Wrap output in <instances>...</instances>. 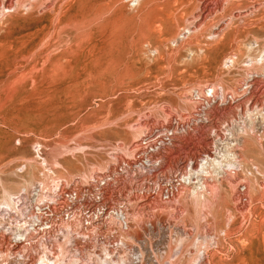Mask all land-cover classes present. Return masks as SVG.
Wrapping results in <instances>:
<instances>
[{"label": "rangeland", "instance_id": "obj_1", "mask_svg": "<svg viewBox=\"0 0 264 264\" xmlns=\"http://www.w3.org/2000/svg\"><path fill=\"white\" fill-rule=\"evenodd\" d=\"M219 2L57 0L41 22L29 7L0 14V233L24 240L36 215L56 213L0 264H264V13L231 20L264 0L192 29ZM255 99L262 109L249 110ZM158 139L153 164L143 146ZM203 149L221 164L202 167V154L195 166ZM95 200L113 207L108 227L79 243L81 223L103 218L89 216Z\"/></svg>", "mask_w": 264, "mask_h": 264}, {"label": "bare ground", "instance_id": "obj_2", "mask_svg": "<svg viewBox=\"0 0 264 264\" xmlns=\"http://www.w3.org/2000/svg\"><path fill=\"white\" fill-rule=\"evenodd\" d=\"M239 1H241V0H220V2L216 5L215 3V7H214V9L212 10V9H206L205 10V12H206V16L205 17H203V14H201V15H198L199 17L198 18H196V20H194V22L192 23L193 24V26H191L192 27V29H197L198 28V26L201 24V22L203 21V20H205V19H208V18H211V16L214 14V13H220L223 9H224V7L226 6V4L228 5H230V4H234L235 2H239ZM244 0H242V2H243ZM255 1V0H254ZM56 2H57V0H0V14H7L9 11H13V13L11 14V15H9V17H12V16H19L20 15V13H21V11H23L24 9H26V8H28L29 7V9H30V16L34 19V20H36L37 22H41V21H43V20H45L48 16H50L51 14H53L56 10H57V5H56ZM217 3V2H216ZM263 3V2H262ZM258 4H259V2H258ZM264 4V3H263ZM263 4H261V5H258V6H253L251 9H248L247 8V10L246 11H239V10H237L238 12H236V14H233L232 16H231V20H233V21H236V22H242V21H247V19L249 18V16L251 17V16H253V15H257V13H255V12H263L264 13V6H263ZM255 5V4H254ZM244 8V7H243ZM233 9V8H232ZM60 10V9H59ZM11 11V12H12ZM203 11V10H202ZM204 12V11H203ZM262 13V14H263ZM260 14V13H259ZM205 15V14H204ZM59 16V15H58ZM194 19V18H193ZM230 20V21H231ZM251 20V19H250ZM258 21H261L260 19L258 20ZM232 22V21H231ZM221 23V22H220ZM239 23V24H240ZM246 23V22H245ZM244 23V24H245ZM224 25V24H223ZM218 26V25H217ZM227 26V25H226ZM191 27H190V29H191ZM200 27V26H199ZM221 27H223L222 26V24H220L219 25V27H218V29H216V30H220L221 29ZM224 28V27H223ZM186 29V28H185ZM190 29H188V30H185L184 32H183V35L185 36L186 34H188V33H190ZM222 30V29H221ZM223 31V30H222ZM224 31H225V29H224ZM227 31V30H226ZM192 32V31H191ZM221 32V31H220ZM217 33V32H216ZM222 33V32H221ZM50 34V33H49ZM48 34V35H49ZM54 35V34H53ZM234 37V36H233ZM25 42H27L28 43V41H25ZM32 42H34V41H32ZM30 43H31V41H30ZM44 44V43H43ZM34 45V44H33ZM41 50H42V48H41ZM153 54V53H152ZM6 56V55H5ZM254 81V80H253ZM256 81V80H255ZM258 81V80H257ZM250 84H251V82H250ZM253 84V83H252ZM254 84H255V82H254ZM247 86V85H246ZM214 93V92H213ZM217 94V93H216ZM232 94V93H231ZM213 95V94H212ZM211 95V96H212ZM225 95H227V94H225ZM235 95V94H234ZM233 96V95H232ZM217 97V96H216ZM224 97V96H223ZM222 97V98H223ZM231 97V96H230ZM202 98H204V97H202ZM212 98V97H211ZM214 98H215V96H214ZM233 98V97H232ZM207 100V99H206ZM247 100V99H246ZM245 100V101H246ZM211 101V100H210ZM214 101V100H213ZM249 101V100H248ZM222 102V101H221ZM232 102V101H231ZM237 102V101H236ZM241 102V101H240ZM249 103V102H248ZM247 104V103H246ZM245 104V105H246ZM204 105V104H203ZM263 105V104H262ZM237 106V105H236ZM242 107V106H241ZM247 107V106H246ZM254 107L256 108V107H259V108H256V110L257 109H262V108H260V100L259 99H255V101H254V103H253V107L252 106H248V109L249 110H252V109H254ZM234 108V107H233ZM232 107H229V108H225L224 109V112H226V114L227 115H231V117L232 116H235V110L236 109H233ZM238 108V107H237ZM243 108V107H242ZM205 112V111H204ZM210 112V111H209ZM165 114V113H164ZM207 114H208V112H207ZM214 114V113H213ZM226 115V116H227ZM168 117H169V115H168ZM174 117V116H173ZM228 117V116H227ZM207 117L205 116V119H206ZM207 121V120H206ZM211 121V120H210ZM145 122V121H144ZM146 123V122H145ZM196 125V127L197 126H199V128H203L204 126L202 125H198V124H195ZM211 125V124H210ZM227 125V124H226ZM146 126V125H145ZM149 126V125H148ZM193 126H194V124H193ZM212 126V125H211ZM171 127V126H170ZM216 127V126H215ZM140 128V127H139ZM157 129V128H156ZM170 129V128H169ZM172 130V129H171ZM208 130V129H207ZM168 132V131H167ZM172 132V131H171ZM210 134V133H209ZM209 134H207V135H209ZM162 135V134H161ZM160 135V136H161ZM207 135L205 136V142L207 143V147L206 148H209V147H211V142H210V139H209V137H207ZM166 136H169V135H166ZM170 137V141L173 139V137H174V132H172L171 133V135L169 136ZM168 137V138H169ZM218 137H220V136H218ZM158 138V137H157ZM159 138H161V137H159ZM167 138V139H168ZM154 140V139H153ZM138 141V140H137ZM144 141V140H143ZM152 141V140H151ZM151 141H147V143H145V145L143 146V148H146V149H144L145 151H143V153L147 156V158L149 159V162L151 161H153L152 160V158H154V156H157V154L155 155H151L152 153L151 152H153V150L156 148V149H158V147H160V146H162L163 144H165L166 143V141H165V143H164V141L163 140H161L160 139V141H159V139H158V141L159 142H157L156 143V140L154 141V142H151ZM177 142V141H176ZM143 143V142H142ZM179 143V142H178ZM213 143V142H212ZM182 144H183V142H182ZM139 145V144H138ZM136 146H137V144H136ZM176 146V145H175ZM119 148V147H118ZM127 148V147H126ZM148 148H152V151L149 153L148 151H147V149ZM177 148V147H176ZM179 148V147H178ZM135 149H139L138 148V146L137 147H135ZM134 149V150H135ZM164 149V148H163ZM166 150H167V148H166ZM211 150V149H210ZM132 151V150H131ZM130 151V152H131ZM142 151V150H141ZM169 151V150H168ZM129 152V153H130ZM134 152V151H133ZM140 152V151H139ZM159 153V155L158 156H160V154H161V152H158ZM202 154H204L203 156L205 157V160L203 159H201V163H202V167H203V165L204 164H208L209 162L208 161H210L211 162V165L210 166H213V165H217L218 163H220L219 161H217L216 159H213L211 156H210V153H209V149H207L206 151L203 149V150H200V151H197V153H193V155H191V157H192V160L191 161H194V165L195 166H197L198 164H197V159L198 158H200L201 156H202ZM131 155V154H130ZM143 154H141V156H142ZM166 155V154H165ZM206 155V156H205ZM140 157V155H139V153L137 152V151H135L134 153H132V157L131 158H133L134 159V161L136 162L137 161V158H139ZM145 157V156H144ZM152 157V158H151ZM190 157V156H189ZM161 158V157H160ZM130 159V158H129ZM156 159V158H155ZM132 160V159H131ZM156 161V160H155ZM155 161H153V164H154V162ZM186 161V160H185ZM187 161H188V159H187ZM44 162H45V160H44ZM43 162V163H44ZM157 162V161H156ZM177 162V161H176ZM179 162V161H178ZM127 163V162H126ZM189 163H190V161H189ZM193 163V162H192ZM173 164V163H172ZM187 164V163H186ZM221 164V163H220ZM109 165V164H108ZM123 165V164H122ZM121 165V166H122ZM127 166H130L129 164H126ZM151 165V164H150ZM144 166V165H143ZM147 166V165H146ZM149 166V165H148ZM174 166V165H173ZM189 166V165H188ZM220 166V165H219ZM177 170L180 168V163H176V165L174 166ZM181 167H182V165H181ZM190 167V166H189ZM199 167V166H198ZM133 168H135V167H133ZM142 168V167H141ZM140 168V169H141ZM186 168V167H185ZM185 168H180V170L181 169H183V171H184V169ZM155 169V168H154ZM173 169V168H172ZM191 169V168H190ZM194 168H192L191 169V171L193 170ZM196 169H197V167L194 169V171H195V173H198V172H196ZM204 169V168H203ZM151 170V169H150ZM92 171H93V169H92ZM96 171V170H95ZM143 171V170H142ZM176 171V170H175ZM182 171V170H181ZM186 171V170H185ZM146 172H147V170H146ZM180 172V171H179ZM209 171H207V173H208ZM134 173V172H133ZM132 173V174H133ZM140 173V172H139ZM144 173V172H143ZM143 173L141 172L139 175H141V177H143L144 175H143ZM181 173V172H180ZM183 173V172H182ZM181 173V174H182ZM206 173V174H207ZM90 175V174H89ZM135 175V174H134ZM190 175H192V174H190ZM138 176V175H137ZM52 177V176H51ZM174 177H175V174H174ZM44 179H45V177H43ZM43 178H41V179H43ZM147 178V177H146ZM153 178V177H152ZM102 179V178H101ZM174 179V178H173ZM176 179H178V178H176ZM182 179H184V180H188V176H186V174L184 173V175H183V178ZM191 178L189 177V180H190ZM144 180V179H143ZM46 181V180H45ZM175 181V180H174ZM177 181H179V179L177 180ZM204 181V180H203ZM40 183H42L41 185H43V181H40ZM39 183V184H40ZM135 183V182H134ZM179 183H181V182H179ZM178 183V184H179ZM182 184V183H181ZM181 184H179V185H181ZM137 185V184H136ZM141 184H139V188L141 187L140 186ZM172 185V184H171ZM175 185V184H174ZM65 186V185H64ZM96 186V185H95ZM143 186V185H142ZM263 187V186H262ZM74 188V187H73ZM72 188V189H73ZM173 188V187H172ZM179 188V187H178ZM135 189H137V188H135ZM171 189V188H170ZM105 190H108V189H105ZM140 190V189H139ZM57 191V190H56ZM59 192V191H58ZM68 192V191H67ZM70 192V191H69ZM106 192H108V191H106ZM171 193V192H170ZM52 194V193H51ZM84 194V193H83ZM176 194V193H175ZM195 194V193H194ZM60 195V194H59ZM58 195V196H59ZM153 195V194H152ZM205 195V194H204ZM10 196V195H9ZM140 196V195H139ZM167 196V195H166ZM171 196V195H170ZM175 196V195H174ZM49 197V196H48ZM152 197V196H151ZM52 199V198H51ZM105 199V198H104ZM156 199V198H155ZM109 200V199H108ZM44 201H46V200H44ZM55 201V200H54ZM53 201V202H54ZM104 201V200H103ZM42 202V201H41ZM68 202V201H67ZM139 202V201H138ZM47 203V202H46ZM89 203V202H88ZM56 204V203H55ZM57 204H58V202H57ZM109 204V203H108ZM119 204V203H118ZM7 205H9V204H7ZM54 205V204H53ZM61 205V204H60ZM71 205V204H70ZM91 205V204H90ZM144 205V204H143ZM40 206V205H39ZM61 208V207H60ZM113 207H109V206H107V205H104L102 202H101V200H95L94 202H92V205H91V208L89 209V207H88V213H89V216H94V215H96L97 213L96 212H98V211H102V213H100L101 215H103V218L101 217V219H100V217L98 218V220H97V222H96V220H95V222L94 221H92L91 223H89V224H87V223H85V224H83V223H81V225H80V227H79V229L77 230V232H76V235L77 236H79L78 238L80 239V237L82 236V235H84V237H85V235H91L92 234V232L93 231H95V230H97L98 229V227H99V224H101L102 226H107L108 227V220L110 219L109 218V214L110 213H108V211H112L113 209H112ZM140 208V207H139ZM149 208V207H148ZM5 209V208H4ZM47 209V208H46ZM54 209V208H53ZM57 209V208H56ZM125 209V208H124ZM240 209H241V207H240ZM244 209V208H243ZM43 211V210H42ZM242 211V210H241ZM50 212V213H49ZM46 211V213H48L49 215H43V214H38V215H36V220L39 222V224L37 225V226H35V227H33L34 229H33V234H30L29 232V234L30 235H25V234H27L26 232L24 233V240H35L36 238H38V237H43V233H47L44 229L42 230V229H40L41 227H42V225L43 224H48V225H50V228H52V226H53V222H55L54 221V215L56 214L55 213V211L53 210V211ZM142 212V211H141ZM243 212V211H242ZM241 212V213H242ZM33 213V212H32ZM108 213V214H107ZM59 214V213H58ZM66 214H67V219H70L71 220V218L74 216V212L72 211V209L70 208V210H67L66 211ZM72 214V215H71ZM32 215V217H33V214H31ZM63 215H65V214H63ZM98 215V214H97ZM88 216V218H90V219H92L91 217H89ZM138 216V215H137ZM85 217H86V215H85ZM85 217L83 218L84 220H85ZM10 218H12L13 220L15 219V216H13V214H11V216H10ZM18 218V217H17ZM87 218V219H88ZM34 220V219H33ZM57 221V220H56ZM66 221V220H65ZM91 221V220H90ZM12 222H14V221H12ZM33 222V221H32ZM88 222H89V220H88ZM15 223V222H14ZM63 224V223H62ZM20 225V224H19ZM21 225H22V223H21ZM24 226V225H23ZM27 226V225H26ZM46 227V226H45ZM60 228V227H59ZM10 229V228H9ZM21 229H22V227H21ZM26 229V228H25ZM23 230V229H22ZM28 230V229H27ZM49 230V229H48ZM67 230V229H66ZM15 231V230H14ZM24 231V230H23ZM26 231V230H25ZM8 234V233H7ZM6 233H4V232H2V233H0V254H2L3 255V253H6L5 255H14V254H21V250L24 248L25 250H28V247H27V245L25 244H23V242H24V240H21V239H18L17 237V239L18 240H12V239H10L9 238V236L7 235ZM15 234V233H14ZM35 234H37L38 235V237H36L35 236ZM19 236H21V235H19ZM71 236V235H70ZM72 237V236H71ZM90 237V236H89ZM45 238V237H44ZM81 238H83V237H81ZM86 238V237H85ZM39 239V238H38ZM42 239V238H41ZM91 239V238H90ZM76 240V239H75ZM36 241H38V240H36ZM39 241H41V240H39ZM79 241V243L80 242H82L83 243V240H78ZM89 241V240H88ZM31 242V241H30ZM43 242V241H42ZM77 242V241H76ZM85 242V241H84ZM68 243V242H67ZM81 243V244H82ZM28 244H30V247H31V243H28ZM39 244V243H38ZM42 244V243H41ZM48 244H49V242H48V239L47 240H45V243H44V245H45V247H48ZM76 244V247H77V245H78V243H75ZM85 244V243H84ZM35 245V244H34ZM90 245V244H89ZM29 247V248H30ZM61 247V246H60ZM75 247V249L77 250V248ZM80 247V246H79ZM78 247V248H79ZM82 248V246L79 248V249H81ZM89 248V247H88ZM30 249H32V248H30ZM29 249V250H30ZM45 249V248H44ZM84 249V248H83ZM48 250V249H47ZM51 250V249H50ZM61 250V249H60ZM80 251V250H79ZM46 252V251H45ZM51 255H55V253H54V250L52 249L51 250ZM61 254V253H60ZM49 257V256H48ZM48 257H46V259H44V260H42V264H52V262H51V258H50V261L47 259ZM5 258V257H4ZM55 259V258H54ZM56 260V259H55ZM58 260V259H57ZM32 261H34V258H32ZM59 261H61V260H59ZM58 261V262H59ZM63 261V260H62ZM62 261H61V263H54V264H62ZM80 261V260H79ZM81 264V263H80Z\"/></svg>", "mask_w": 264, "mask_h": 264}, {"label": "built area", "instance_id": "obj_3", "mask_svg": "<svg viewBox=\"0 0 264 264\" xmlns=\"http://www.w3.org/2000/svg\"><path fill=\"white\" fill-rule=\"evenodd\" d=\"M123 1H125L126 3H128L129 4V6L132 8V9H137L140 5H141V3H142V1L143 0H123ZM169 193V192H168ZM71 199L73 200V201H77L78 200V196H77V194H75V196L73 197V195L71 194ZM25 203V200H23V199H20L19 200V202L17 203L18 205L19 204H21V203ZM82 206L84 207V208H86L87 206H88V203L87 202H85L84 204L82 203Z\"/></svg>", "mask_w": 264, "mask_h": 264}]
</instances>
